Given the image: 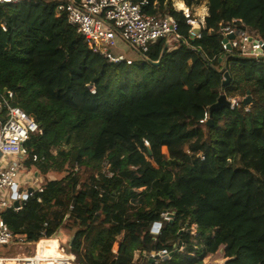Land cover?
I'll use <instances>...</instances> for the list:
<instances>
[{"label":"trees","instance_id":"obj_1","mask_svg":"<svg viewBox=\"0 0 264 264\" xmlns=\"http://www.w3.org/2000/svg\"><path fill=\"white\" fill-rule=\"evenodd\" d=\"M148 2L145 13L178 21L181 39H158L129 64L89 50L55 0L0 3V92L43 130L23 146L44 159L23 164L63 174L0 216L27 243L71 240L62 229L83 225L69 250L78 264H216L220 250L224 264H263L264 54L220 61L218 28L241 19L264 38V0H204L199 37L172 0ZM181 2L194 13L202 0ZM222 94L248 103L200 123ZM162 250L172 255L150 256Z\"/></svg>","mask_w":264,"mask_h":264},{"label":"built area","instance_id":"obj_2","mask_svg":"<svg viewBox=\"0 0 264 264\" xmlns=\"http://www.w3.org/2000/svg\"><path fill=\"white\" fill-rule=\"evenodd\" d=\"M18 1L20 0H0V3ZM55 1L57 13L63 14L67 23L84 38L88 49L111 63L126 61L129 64L133 61V58L125 57L122 52L116 51L120 43L133 51L137 59L141 60L146 58L149 47L158 39L172 38L175 41L181 39L178 33V21L171 15L144 12V6L149 3L148 0L139 2L132 0ZM180 9L190 25V36L199 37L202 22L193 15L189 7L183 5ZM232 21L234 24L219 25L218 31L223 36L222 53L219 60H224L227 54L242 57H256L264 54V38L250 35L246 24L241 19ZM230 35H233V38H229ZM224 39H226L225 42ZM14 96L12 90L7 89L0 92V210L20 209L21 200H25L33 192H28L31 185L36 184L31 186L34 187L33 190H42L40 182L34 176H28V172L25 173L26 175H21V169L25 168L23 161L30 156L32 161L44 159L37 154L30 155L23 146L30 136L40 135L43 130L29 114L14 104ZM226 98L230 102V108L238 107L243 100L240 97ZM244 110L247 111L248 107L244 106ZM208 119L209 110H206L200 123H205ZM15 200L19 202L17 207L14 206ZM164 218L168 219L169 216L164 214ZM159 229L160 224H154L151 232L158 233ZM37 242L35 252L31 255L0 256V264H71L68 256L39 254ZM25 243H27L25 235L14 234L0 216V245H23ZM166 255H168L166 250L150 254L153 259Z\"/></svg>","mask_w":264,"mask_h":264},{"label":"rangeland","instance_id":"obj_3","mask_svg":"<svg viewBox=\"0 0 264 264\" xmlns=\"http://www.w3.org/2000/svg\"><path fill=\"white\" fill-rule=\"evenodd\" d=\"M175 4V6L177 8H181L184 4L183 2H181V0H172ZM180 4L182 6H180ZM204 5V0H202L201 2V5L200 6H197L194 8V13L193 15L196 16V18L199 20V21H202L203 19V16L206 12V9L205 8H202ZM168 41L170 42V46H173L174 45V39L172 38H168ZM115 51V50H114ZM116 51L118 52H122L123 55L125 57H130V58H133V61H137L139 59H137V55L133 52V51H130L124 44L120 43V46L117 47ZM135 59V60H134ZM240 108V106L238 107ZM229 119H232V116L231 115H226L224 114L220 119H219V122L220 124H225L226 121H228ZM74 155V154H73ZM25 167V166H24ZM30 170L29 172V175L28 176H34L37 172L35 167H31V168H27ZM26 167L25 168H22L21 169V175H23V173H26ZM38 174V173H37ZM63 175V174H62ZM62 175H57L53 172H48L46 175H41L42 178H40V180H38V182H40L39 184H41L45 179H47L48 177L50 176H54V177H60ZM158 176L162 179H165V180H170L172 178V176L170 175V173L168 171H162L161 173L158 174ZM35 177V176H34ZM36 184L34 185H31V186H35ZM30 186V187H31ZM34 188V187H32ZM80 227V230L75 232L76 230H78ZM63 231V234L68 237V238H71L72 239H76L74 244L83 237L84 233H85V228L83 225L81 224H78V225H73V223H68L67 227L66 228H63L62 229ZM81 231H83L82 234H79ZM57 240L55 239H51L49 238L47 240V243H53L55 245L56 248H54V253L55 254H60V255H65V254H68L69 250L72 252V248H73V245L71 246V249H69L67 243H69L71 240H65L64 242H61L60 240V235H57L56 236ZM200 239L203 240L202 236H200ZM39 241V240H38ZM30 245V246H28ZM9 248V250H8ZM263 251H264V245L262 247ZM20 249V250H19ZM117 249V245L115 244L114 247H113V250L116 251ZM34 251V248H33V245L31 244H27L26 243L22 246V245H18V244H12V245H1L0 246V253H6L5 256H10V255H19V256H23V255H31ZM262 251V263L264 264V253ZM74 253V252H72ZM3 254V255H4ZM76 261V260H75ZM226 261V258L223 257L222 255V250H220V252L218 253V255L215 257L214 259V263L216 264H224V262Z\"/></svg>","mask_w":264,"mask_h":264},{"label":"water","instance_id":"obj_4","mask_svg":"<svg viewBox=\"0 0 264 264\" xmlns=\"http://www.w3.org/2000/svg\"><path fill=\"white\" fill-rule=\"evenodd\" d=\"M229 38H233V35H230ZM224 42L226 41V39L223 40ZM167 46H165L166 48ZM155 64H158V62H156ZM231 81V78L228 74V72H225L224 73V79L222 81V87H224L225 85H228ZM242 103L243 104H247L248 103V97L243 99L242 100ZM225 108H230V102L229 100L226 98V95L225 94H222L219 96V98L217 99V101L212 104L209 108V114L211 115L214 111H217V110H222V109H225ZM208 122L211 124L212 121L211 119L209 118L208 119ZM33 191V188L32 187H29L28 188V192H32ZM19 205V202L18 200H15L14 201V206H18ZM155 225H159V223H155ZM155 229V228H154ZM178 246H181V242L178 243ZM172 255V253H168V255L166 256H163V258H168Z\"/></svg>","mask_w":264,"mask_h":264},{"label":"bare ground","instance_id":"obj_5","mask_svg":"<svg viewBox=\"0 0 264 264\" xmlns=\"http://www.w3.org/2000/svg\"><path fill=\"white\" fill-rule=\"evenodd\" d=\"M195 26L198 27L199 25H195ZM51 239L57 240L56 237H51ZM47 240L48 239L39 240L38 245H37V250L39 254L44 253V254H51V255L54 254L56 256H68L70 258L71 264H78L76 263L74 256L70 252H68V254H65V255L55 254L54 253V248H56L55 245L53 243H47ZM73 240L74 239H72L69 243H67L68 247L72 246Z\"/></svg>","mask_w":264,"mask_h":264},{"label":"crops","instance_id":"obj_6","mask_svg":"<svg viewBox=\"0 0 264 264\" xmlns=\"http://www.w3.org/2000/svg\"><path fill=\"white\" fill-rule=\"evenodd\" d=\"M26 169H27V168H26ZM26 172L29 173L30 170L27 169ZM28 173H27V174H28ZM35 173H36V172H35ZM23 174H25V173H23ZM34 176H35V178L37 179V181L40 180V178H42V176H39L37 173H36ZM49 238H51V237H49ZM49 238H47V239H49ZM27 244H31V245H33V248H34V251H33V252H35L36 242H35V243H26V245H27ZM23 245H24V244H23ZM23 245H22V246H23ZM0 246H1V245H0ZM8 246H9V245H8ZM28 246H30V245H28ZM8 250H9V248H8ZM19 250H20V249H19ZM3 254H4V253H2V254L0 253V256H5L6 253H5L4 255H3Z\"/></svg>","mask_w":264,"mask_h":264},{"label":"clouds","instance_id":"obj_7","mask_svg":"<svg viewBox=\"0 0 264 264\" xmlns=\"http://www.w3.org/2000/svg\"><path fill=\"white\" fill-rule=\"evenodd\" d=\"M182 6V5H181Z\"/></svg>","mask_w":264,"mask_h":264}]
</instances>
